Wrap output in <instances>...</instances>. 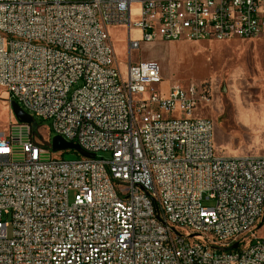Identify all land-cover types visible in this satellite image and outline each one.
<instances>
[{"label":"built area","instance_id":"obj_1","mask_svg":"<svg viewBox=\"0 0 264 264\" xmlns=\"http://www.w3.org/2000/svg\"><path fill=\"white\" fill-rule=\"evenodd\" d=\"M113 26L130 52L254 39L264 0H0V86L94 155L66 161L29 125L0 131V264H264V156L216 153L213 122L193 116L206 87L160 89L159 64L131 53L124 75Z\"/></svg>","mask_w":264,"mask_h":264},{"label":"rangeland","instance_id":"obj_2","mask_svg":"<svg viewBox=\"0 0 264 264\" xmlns=\"http://www.w3.org/2000/svg\"><path fill=\"white\" fill-rule=\"evenodd\" d=\"M139 2H134L132 21L139 19ZM117 64L127 74L130 60L134 63L155 61L159 64L163 83L159 86L194 85L206 87L211 92L208 103L198 104L195 118H209L214 125L216 153L225 157L264 156V37L254 39L231 38L227 40L141 41L140 48L129 51L128 30L110 28ZM141 31L131 30L133 40L141 39ZM7 90L0 86V131L8 133L15 118L10 108ZM50 122L35 118V134L50 143ZM43 136V137H42ZM40 141V140H39ZM41 142V141H40ZM42 143V142H41ZM100 158L110 154L101 152ZM82 156L66 151L63 159L75 161ZM74 193L72 192L71 196ZM205 205H212L211 202ZM253 237L264 239V221Z\"/></svg>","mask_w":264,"mask_h":264},{"label":"water","instance_id":"obj_3","mask_svg":"<svg viewBox=\"0 0 264 264\" xmlns=\"http://www.w3.org/2000/svg\"><path fill=\"white\" fill-rule=\"evenodd\" d=\"M10 108L14 115L15 121L20 125H29L32 126L34 124V118L28 114L25 110L21 108V106L16 101L10 102ZM51 147L53 152L60 151H73L82 157L86 158H94V155L89 154L82 150V148L75 143L68 142L60 136H54L51 139ZM264 221V218L262 222ZM262 227V223L260 224ZM234 249L237 248V244L233 246Z\"/></svg>","mask_w":264,"mask_h":264},{"label":"trees","instance_id":"obj_4","mask_svg":"<svg viewBox=\"0 0 264 264\" xmlns=\"http://www.w3.org/2000/svg\"><path fill=\"white\" fill-rule=\"evenodd\" d=\"M31 128H32L33 132H35V127L33 125L31 126Z\"/></svg>","mask_w":264,"mask_h":264}]
</instances>
